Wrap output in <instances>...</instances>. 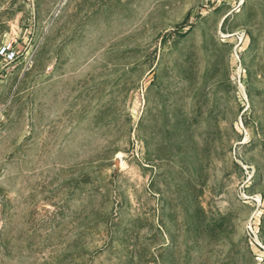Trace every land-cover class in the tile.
Returning <instances> with one entry per match:
<instances>
[{
	"label": "rangeland",
	"instance_id": "1",
	"mask_svg": "<svg viewBox=\"0 0 264 264\" xmlns=\"http://www.w3.org/2000/svg\"><path fill=\"white\" fill-rule=\"evenodd\" d=\"M0 264H264V0H0Z\"/></svg>",
	"mask_w": 264,
	"mask_h": 264
}]
</instances>
